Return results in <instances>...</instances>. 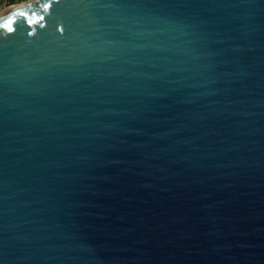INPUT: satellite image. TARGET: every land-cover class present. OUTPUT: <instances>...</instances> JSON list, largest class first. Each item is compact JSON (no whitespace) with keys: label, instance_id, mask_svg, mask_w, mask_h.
<instances>
[{"label":"water","instance_id":"obj_1","mask_svg":"<svg viewBox=\"0 0 264 264\" xmlns=\"http://www.w3.org/2000/svg\"><path fill=\"white\" fill-rule=\"evenodd\" d=\"M15 10L0 264H264V0Z\"/></svg>","mask_w":264,"mask_h":264},{"label":"snow or ice","instance_id":"obj_2","mask_svg":"<svg viewBox=\"0 0 264 264\" xmlns=\"http://www.w3.org/2000/svg\"><path fill=\"white\" fill-rule=\"evenodd\" d=\"M43 9H49L51 8L50 3H44L41 5ZM23 17L24 21L28 25L29 28L32 27L34 23L37 22V20H43L44 17L40 16L37 17L36 13H28L22 10H15L10 11L6 16L0 17V30L6 32V33H14L17 25V18ZM32 17H36V19H33ZM33 33L31 31L28 32V35H32Z\"/></svg>","mask_w":264,"mask_h":264},{"label":"built area","instance_id":"obj_3","mask_svg":"<svg viewBox=\"0 0 264 264\" xmlns=\"http://www.w3.org/2000/svg\"><path fill=\"white\" fill-rule=\"evenodd\" d=\"M18 4V3H16ZM15 4L11 3V0H0V13L5 11V9L13 7Z\"/></svg>","mask_w":264,"mask_h":264},{"label":"trees","instance_id":"obj_4","mask_svg":"<svg viewBox=\"0 0 264 264\" xmlns=\"http://www.w3.org/2000/svg\"><path fill=\"white\" fill-rule=\"evenodd\" d=\"M23 1H25V0H11V3L16 4V3H21Z\"/></svg>","mask_w":264,"mask_h":264},{"label":"bare ground","instance_id":"obj_5","mask_svg":"<svg viewBox=\"0 0 264 264\" xmlns=\"http://www.w3.org/2000/svg\"><path fill=\"white\" fill-rule=\"evenodd\" d=\"M11 8V7H10Z\"/></svg>","mask_w":264,"mask_h":264}]
</instances>
